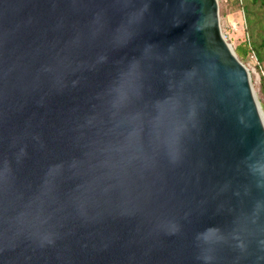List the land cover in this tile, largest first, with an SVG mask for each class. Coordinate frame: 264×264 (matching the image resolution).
I'll return each mask as SVG.
<instances>
[{"label":"water","instance_id":"95a60500","mask_svg":"<svg viewBox=\"0 0 264 264\" xmlns=\"http://www.w3.org/2000/svg\"><path fill=\"white\" fill-rule=\"evenodd\" d=\"M0 264H264L217 0H0Z\"/></svg>","mask_w":264,"mask_h":264},{"label":"rangeland","instance_id":"374dc122","mask_svg":"<svg viewBox=\"0 0 264 264\" xmlns=\"http://www.w3.org/2000/svg\"><path fill=\"white\" fill-rule=\"evenodd\" d=\"M217 4L221 33L234 51L237 43L245 38L241 9L237 5V0H217ZM238 59L249 73L252 91L264 114V92L261 88V85L264 87L263 73L260 71V67L256 64L253 56H245ZM260 76L263 77L262 80H260Z\"/></svg>","mask_w":264,"mask_h":264},{"label":"trees","instance_id":"16d2710c","mask_svg":"<svg viewBox=\"0 0 264 264\" xmlns=\"http://www.w3.org/2000/svg\"><path fill=\"white\" fill-rule=\"evenodd\" d=\"M237 5L242 12L245 38L234 47V53L238 58L253 56L264 77V0H237ZM261 88L264 92L262 85Z\"/></svg>","mask_w":264,"mask_h":264}]
</instances>
